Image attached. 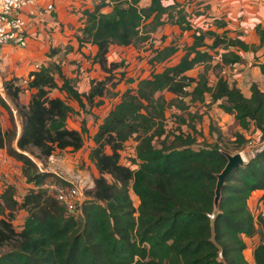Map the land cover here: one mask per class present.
I'll return each mask as SVG.
<instances>
[{
  "label": "trees",
  "instance_id": "16d2710c",
  "mask_svg": "<svg viewBox=\"0 0 264 264\" xmlns=\"http://www.w3.org/2000/svg\"><path fill=\"white\" fill-rule=\"evenodd\" d=\"M106 5L110 10L103 12ZM191 14L178 2L150 0L141 5V0H99L92 10L83 12V25L76 38L79 46L90 43L97 47L93 61L106 73L103 79L91 80L88 91L79 92L58 65L48 64L31 72L27 86L34 92L28 104L18 108L23 118L19 136L10 106L0 94V105L11 115L12 123L6 131L0 126V149L5 148L22 162L23 176L35 187L24 194L21 203L15 199L12 185L0 194V226H4L0 241L14 242L0 253V264H250L244 255V237L254 235L257 226L260 240L253 249V259L255 264H264V217L257 221L248 206L254 192L264 191V146L255 149L226 178L215 205L217 175L227 162L225 151L217 144L195 147L197 114L189 111L191 104L205 105L209 95V103H218L242 128L252 124L264 141V87L251 83L247 97L220 75L224 67L242 61L235 49L257 47L225 32L193 27ZM166 24L194 31L192 43L172 65L167 63L179 51L176 44L148 43ZM214 24L224 25L219 20ZM256 29L262 46L264 31ZM111 45L149 49L148 62L153 69L139 77L135 86L130 85L135 80H128L129 87L93 135L91 157L99 176L76 216L42 189L50 174L39 171L25 151L33 146L49 157L55 149L82 147L85 121L80 130L66 126L73 111L66 99L76 101L80 108H92L112 94L114 70L122 63H107ZM255 59L264 81V52ZM158 65L162 69L156 71ZM197 67L202 71L196 76L187 74ZM210 69L216 70L212 84ZM120 74L124 76V71ZM14 80L3 82L4 92L12 100L21 91ZM56 90L66 98L50 96ZM165 93L174 98L167 100ZM172 106L186 115L178 120L187 130L181 128L178 134L172 131L169 135L165 120ZM131 139L136 145L128 155L129 167L122 163L121 151ZM154 139L161 141L160 147H155ZM130 190L138 203H134ZM20 208L27 215L16 231L12 220Z\"/></svg>",
  "mask_w": 264,
  "mask_h": 264
},
{
  "label": "rangeland",
  "instance_id": "374dc122",
  "mask_svg": "<svg viewBox=\"0 0 264 264\" xmlns=\"http://www.w3.org/2000/svg\"><path fill=\"white\" fill-rule=\"evenodd\" d=\"M202 26L205 30H208L206 22L203 23ZM80 29L78 34L80 33ZM192 41L193 39L190 38L189 32L184 37H180V35L178 34L168 35L166 40H161V38L151 36L148 43L149 45L150 43H152V45L157 46H165L171 43L176 44L179 47V51L167 63L169 65H172L176 63L179 57L183 54L184 47L190 45ZM207 42H209V40H207ZM68 47H71L68 43L52 44L51 40L49 42H46L45 40V43H43V48L39 50V52L34 53L33 55H30V53L22 49L16 48L14 54V56H16L14 57L16 60H12V66H6L3 64V62H1L0 77L2 81H8L13 78L15 79L14 84L19 85L21 87V91L16 100L10 99L5 92H3V94L1 95L8 103L12 111L17 136H19L21 132L23 120L22 116L20 115V112H18V108L26 106L28 104L32 92H34V89H30L27 86V83L30 79V73L35 70H38L41 66L53 63L61 67L62 73L66 77V73L71 71L66 67V63L73 61L66 56L67 51L69 49ZM139 50L142 54L140 53V51H137L140 54L135 55V57H133L129 55H133V50H131L130 52L126 51V58H121V60H119V62L122 63V66L120 70L115 72L114 80L112 81L113 83H115V85H112V89L110 90L112 94H107V96L103 98L100 104L104 105L105 100L107 101V104L102 107L103 110H100L101 108H99L98 106L93 109L89 107L80 108L74 100L72 101L71 99H66L68 103L72 101L73 104L76 106V109L73 108V111L68 116L66 126L71 129H80L82 126V120L85 121V127L87 131L83 135V145L80 149H55L51 154L54 156L52 158L56 159V161L54 162L50 161L49 158L44 156L41 151L36 147L31 146L27 149V151H25V154H27L36 163L39 171H43L50 174V176L45 179L42 185V189L45 190L46 193L50 194V187L53 184H56V186L63 185L53 173V169L57 171H64L66 169V165H63L62 162L64 158H66L64 162L70 165L71 167H80V164L82 166L84 164L88 165L89 172L94 179L99 176L95 163L91 157V150L94 147L92 137L94 135V130L99 124L98 119L100 120L102 117L104 118L107 112L116 103L119 102V97L121 93H123L127 89L128 84H130V82H128L129 79L136 81L139 77H142L143 75H149L150 71L153 69L151 63L147 61L148 59H144V61L142 59L145 56H147L148 58V55L150 53L149 49L139 48ZM20 60H24V71H18V69L23 67V65H21ZM255 61L256 60L253 59V57H243L241 63L225 67L222 74L226 77L230 84L235 83L240 88V90L245 95H247L249 93V87L251 83L256 82L260 86L263 84V78L259 69L256 68ZM36 65H38L37 68L35 67ZM201 67H197L191 70L189 72V75L196 76L199 71H202ZM75 69L77 70V75L80 76L76 78L78 80L77 88L79 91H84L85 86L82 84L83 78L81 76V70L76 67ZM161 69V65L159 67H156V71H159ZM121 71H124V76L122 77L120 76ZM215 72V69H210L208 71L210 84H212L214 81ZM99 76H103V74H100ZM99 76L96 75L95 78H98ZM119 78L120 80L118 81L117 79ZM55 79L58 84L62 83L61 78L56 74ZM131 85L134 86L135 83L132 82ZM50 96H59L62 99L66 98L64 93L59 92L57 90L51 92ZM166 98L167 100L171 101L174 98V95L167 93ZM209 99V95H207L205 105H201L199 103L189 105V111L197 114V118H195L196 122L194 124L195 130L198 133L196 135L197 142L195 144V147H201L205 145L213 146L217 144L225 152H228L230 154L239 152L246 162L253 155L255 149L264 145V141L260 140V131L257 130L252 124L248 128H242L232 114L225 112L218 105V103H209ZM187 102H189V100ZM180 116L186 118V115L182 114V112L176 109L174 106L169 107L167 109L165 120L166 133L171 135L172 131L176 129L180 131L182 126L181 119L178 120ZM101 122L102 120H100V123ZM0 126L4 131L9 130L12 127L11 115L1 105ZM182 128L184 129V131L187 130L185 128V125H183ZM238 135L241 136V139L238 138ZM134 141L135 139H133L132 141H128L125 146L127 147V150H125L124 148V150L121 151L122 163H126L125 160L128 159V155L131 154V152H128V150L133 149V145L135 144ZM161 144L162 143L159 139H154L155 147H160ZM13 146L16 147V140L13 142ZM106 152L110 153L111 151L109 148H107ZM21 170L22 162L10 156L5 148L0 149V194L5 190L7 186L12 185L14 187V197L18 201V203L22 202L24 194L30 188H35L33 184L28 183L26 181ZM107 178L109 181L112 180L109 175H107ZM130 194L133 198L134 203H138L135 202V195L131 190ZM262 196L263 193L260 196L252 194V196L249 198V207L257 221L261 217H264V199L262 198ZM79 214L80 211L78 210L75 215L79 216ZM26 215L27 211L22 208L14 212L12 225L16 231H19L21 229ZM1 217L2 215H0V218ZM3 228L4 226H0V229ZM259 228L260 227L257 226V230L254 235L250 237H244V240L246 242L244 255L250 264H255L253 259V249L260 240ZM12 239H14V237ZM13 244L14 242L11 239L0 241V253L9 250Z\"/></svg>",
  "mask_w": 264,
  "mask_h": 264
},
{
  "label": "crops",
  "instance_id": "0c3cea01",
  "mask_svg": "<svg viewBox=\"0 0 264 264\" xmlns=\"http://www.w3.org/2000/svg\"><path fill=\"white\" fill-rule=\"evenodd\" d=\"M47 1L52 2L55 6V11L53 13L52 18L47 19V21L38 23L36 25L35 27L36 31L28 35V44L25 48H18L13 46L5 47L0 56V65L1 62H3V64L6 66H12L13 64L12 60H14L15 59L14 57H16L14 56L16 48L22 49L30 53V55H33L34 53L39 52V50L43 48V43H45V40L46 42H49L51 40L52 44L68 43L70 44L71 47L70 48L68 47L69 49L67 51L66 56L73 61L66 63V67L69 70H71L66 73V78L71 79L73 81V84L77 88L78 80L76 78L80 76L77 75V70L75 69V67L79 68V70H81V76L83 78L82 84L85 86V89L84 91H79L77 88V90L79 92H87L88 89L90 88L91 80H101L106 75V73L103 71L101 66L97 62L93 61V56L97 51V47L90 43H84L82 46H79V43L76 38V35L78 34L80 27H82L83 25V17H82L83 12L85 10H92L94 5L96 4V1L95 0H47ZM161 1L163 2V4L178 2L182 6H184V10L186 12L192 13L190 21L193 27H201L204 29L203 27L204 25L202 26V24L206 22L207 28L209 30L215 31L216 33L219 34L225 32L229 37L238 38L249 46L252 45L257 48L259 47L258 49L256 48V50L235 49V52L239 54L241 58L243 57H247V58L253 57V59H255V57L260 58L261 54L264 52V44L260 46V35L258 34L256 29V27H259L261 30L264 31V0H161ZM149 2L150 0H141V5H147L149 4ZM109 10H110L109 5H106L102 8L103 12H108ZM194 13L197 14L195 15ZM215 20H219L223 22L224 25L217 27V25L214 24ZM189 32H190V38L193 39V33H194L193 29L182 31L175 24H166L160 27L155 33L152 34V36L157 38L162 37L164 40H166L168 35L178 34L180 35V37H184ZM207 40H209L208 43L211 42V39H207ZM131 50H133L132 53L133 55L131 54L129 55L133 57L141 53L140 51L141 49L139 50V48H135L133 46L122 47L117 45H111L106 54L107 63L119 62L121 58L125 59L126 51L130 52ZM137 51H140V53H138ZM148 58L147 56H145L142 59L144 61V59L146 60ZM24 60H20L21 65H23V67L18 69V71L25 70ZM241 62L235 63L234 65L239 64ZM159 66L160 65H158L157 67ZM256 68L259 69L257 66ZM118 70H120V68L114 70V72H117ZM189 72L187 73L188 75ZM100 74L101 75L103 74V76H99ZM96 75H98L99 77L95 78ZM142 77H145V75H143ZM133 83H135L136 85V81H134ZM111 86L112 85H110V90L112 89ZM258 86L260 87V89H263L264 81L261 86L260 85ZM166 94L167 93H165V97ZM249 95L250 92L245 96L248 97ZM72 101L68 104L72 108L76 109V106L73 104ZM106 102L107 101L105 100V104H107ZM104 105H98V107L101 108L100 110H103L102 107ZM93 108H96V106L92 107V109ZM102 119L103 117L100 120ZM100 120L98 119L99 124H100ZM99 124L94 130V134L97 131ZM64 160H66V158H64ZM262 193L264 194V191H257L254 192L253 194L260 196ZM248 206H249V201H248Z\"/></svg>",
  "mask_w": 264,
  "mask_h": 264
},
{
  "label": "built area",
  "instance_id": "2783aa9c",
  "mask_svg": "<svg viewBox=\"0 0 264 264\" xmlns=\"http://www.w3.org/2000/svg\"><path fill=\"white\" fill-rule=\"evenodd\" d=\"M95 1L96 3L99 2V0ZM54 11V4L47 0H0V56L7 46L25 48L28 44V35L36 31L35 27L38 23L51 19ZM35 67L37 68L38 65ZM224 69L225 67L221 70V75L226 79L222 74ZM3 92L4 84L0 77V94L2 95ZM182 130L184 131L183 128ZM173 132L175 134L179 133L177 129ZM135 145L136 142L133 149H129L128 152L133 153ZM125 150H127V147H125ZM52 157L54 156L50 155L49 160L56 161ZM125 161L126 163L123 164L131 167L129 160L126 159ZM62 162L63 165H66V169L64 171L53 169V173L63 185L56 186V184H53L50 187V195L65 208L67 213L74 214L84 202L86 192L93 188L94 178L89 172L88 165L84 164L83 167L80 164V167H71L64 160ZM262 198L264 199V197Z\"/></svg>",
  "mask_w": 264,
  "mask_h": 264
},
{
  "label": "water",
  "instance_id": "95a60500",
  "mask_svg": "<svg viewBox=\"0 0 264 264\" xmlns=\"http://www.w3.org/2000/svg\"><path fill=\"white\" fill-rule=\"evenodd\" d=\"M225 157L227 159V162L222 169V171L217 175V183H216V189H215V205L218 202V199L220 197V191L221 188L226 180V178L237 169L239 166H242L245 163V160L242 158V155L237 152L234 154H230L228 152H224Z\"/></svg>",
  "mask_w": 264,
  "mask_h": 264
}]
</instances>
